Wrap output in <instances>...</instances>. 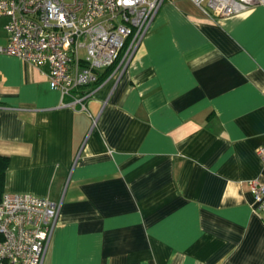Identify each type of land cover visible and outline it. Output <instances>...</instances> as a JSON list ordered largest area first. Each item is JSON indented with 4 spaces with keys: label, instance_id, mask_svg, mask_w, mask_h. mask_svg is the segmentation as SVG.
Wrapping results in <instances>:
<instances>
[{
    "label": "crops",
    "instance_id": "crops-1",
    "mask_svg": "<svg viewBox=\"0 0 264 264\" xmlns=\"http://www.w3.org/2000/svg\"><path fill=\"white\" fill-rule=\"evenodd\" d=\"M47 72L0 53V197L60 202L43 264H264V3L211 19L164 0L88 111Z\"/></svg>",
    "mask_w": 264,
    "mask_h": 264
},
{
    "label": "built area",
    "instance_id": "built-area-1",
    "mask_svg": "<svg viewBox=\"0 0 264 264\" xmlns=\"http://www.w3.org/2000/svg\"><path fill=\"white\" fill-rule=\"evenodd\" d=\"M164 0H0L7 41L0 53L48 66L63 106L88 111L105 79H119ZM208 18L230 16L264 0H191ZM264 158V147L258 149ZM264 220V181L248 182ZM60 202L30 193L0 197V264H43Z\"/></svg>",
    "mask_w": 264,
    "mask_h": 264
},
{
    "label": "trees",
    "instance_id": "trees-1",
    "mask_svg": "<svg viewBox=\"0 0 264 264\" xmlns=\"http://www.w3.org/2000/svg\"><path fill=\"white\" fill-rule=\"evenodd\" d=\"M4 167H5V159L0 157V190L2 185Z\"/></svg>",
    "mask_w": 264,
    "mask_h": 264
},
{
    "label": "rangeland",
    "instance_id": "rangeland-1",
    "mask_svg": "<svg viewBox=\"0 0 264 264\" xmlns=\"http://www.w3.org/2000/svg\"><path fill=\"white\" fill-rule=\"evenodd\" d=\"M4 19H1V23H4ZM2 31H3V29H2V27H0V36L2 35L1 33H2Z\"/></svg>",
    "mask_w": 264,
    "mask_h": 264
}]
</instances>
